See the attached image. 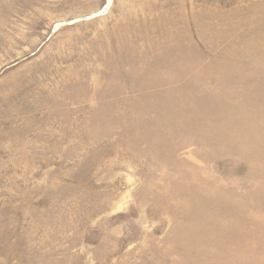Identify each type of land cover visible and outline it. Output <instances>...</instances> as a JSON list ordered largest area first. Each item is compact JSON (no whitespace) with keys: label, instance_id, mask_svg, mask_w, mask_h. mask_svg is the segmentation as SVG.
<instances>
[{"label":"rangeland","instance_id":"obj_1","mask_svg":"<svg viewBox=\"0 0 264 264\" xmlns=\"http://www.w3.org/2000/svg\"><path fill=\"white\" fill-rule=\"evenodd\" d=\"M0 264H264V0H0Z\"/></svg>","mask_w":264,"mask_h":264},{"label":"water","instance_id":"obj_2","mask_svg":"<svg viewBox=\"0 0 264 264\" xmlns=\"http://www.w3.org/2000/svg\"><path fill=\"white\" fill-rule=\"evenodd\" d=\"M103 8H104V7H103ZM104 9H105V8H104ZM104 9H102L101 11H98V12L95 13V14H92V15L88 16L86 19L93 18V17H96V16H98V15H101L102 13H104V12H103Z\"/></svg>","mask_w":264,"mask_h":264},{"label":"bare ground","instance_id":"obj_3","mask_svg":"<svg viewBox=\"0 0 264 264\" xmlns=\"http://www.w3.org/2000/svg\"><path fill=\"white\" fill-rule=\"evenodd\" d=\"M110 1V0H109ZM108 5H109V2H108Z\"/></svg>","mask_w":264,"mask_h":264}]
</instances>
